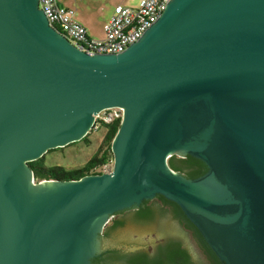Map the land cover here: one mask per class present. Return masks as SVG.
Returning <instances> with one entry per match:
<instances>
[{
	"label": "water",
	"instance_id": "95a60500",
	"mask_svg": "<svg viewBox=\"0 0 264 264\" xmlns=\"http://www.w3.org/2000/svg\"><path fill=\"white\" fill-rule=\"evenodd\" d=\"M113 108L124 114L111 173L36 180L31 162ZM174 156L208 171L188 179ZM157 196L222 264H264V0H172L123 53L97 55L54 29L39 0H0V264H92L126 236L167 230L205 261L171 215L116 217L125 224L104 242L114 215Z\"/></svg>",
	"mask_w": 264,
	"mask_h": 264
},
{
	"label": "trees",
	"instance_id": "16d2710c",
	"mask_svg": "<svg viewBox=\"0 0 264 264\" xmlns=\"http://www.w3.org/2000/svg\"><path fill=\"white\" fill-rule=\"evenodd\" d=\"M122 119H115L109 123L97 119L94 130L105 129V136L103 143L100 146L97 153H95L84 166L78 168H67L61 165L50 166L47 163L46 155L57 151H62L65 148H59L50 150L43 158L31 162L29 165L35 174V178L38 181H77L89 175L103 174L102 170L106 166H113L114 155L112 153V143L121 127ZM89 136V135H88ZM88 136L82 141L87 142ZM80 141V142H82ZM77 143H73L67 147L74 146ZM170 167L178 173H181L188 179H196L203 176L208 170L203 162L187 156L186 158H178L176 156L169 160ZM165 204L174 205L173 208L167 210H161L158 207H152L148 202H145V207L140 209L135 215V220L139 222H159L162 220V216L171 215L174 219H177L187 230L193 232V237L197 244L201 245L204 254L205 261L196 260L189 254L187 249H182L181 245H177L174 241H169L164 246L157 248L156 253L151 255L144 250H139L132 253H124L117 249L116 246H109L105 252L100 256L92 260V264H221L213 252L204 243L201 234L192 227V224L186 219L181 209L174 203L163 200ZM153 202H151L152 204ZM125 221H113L112 228H107L104 232L105 238L111 236L112 231L118 227L124 226Z\"/></svg>",
	"mask_w": 264,
	"mask_h": 264
},
{
	"label": "built area",
	"instance_id": "2783aa9c",
	"mask_svg": "<svg viewBox=\"0 0 264 264\" xmlns=\"http://www.w3.org/2000/svg\"><path fill=\"white\" fill-rule=\"evenodd\" d=\"M50 25L63 34L80 50L89 55L120 54L139 41L145 32L161 17L172 0H142L136 8L117 6L104 26V37L89 36L87 28L76 19V12L61 7L59 0H39ZM124 110L113 108L102 112L97 118L106 123L123 119ZM113 166H106L102 172L111 173Z\"/></svg>",
	"mask_w": 264,
	"mask_h": 264
},
{
	"label": "rangeland",
	"instance_id": "374dc122",
	"mask_svg": "<svg viewBox=\"0 0 264 264\" xmlns=\"http://www.w3.org/2000/svg\"><path fill=\"white\" fill-rule=\"evenodd\" d=\"M142 0H59L61 7L75 10L76 19L86 26L96 39L104 37V26L111 19L117 6L136 8ZM105 129L94 130L89 134L87 142L66 147L62 151L48 153L47 163L50 166L61 165L67 168H78L99 150L103 143ZM156 234L138 233L126 236L121 240L125 246H148L155 241ZM157 236V235H156Z\"/></svg>",
	"mask_w": 264,
	"mask_h": 264
},
{
	"label": "flooded vegetation",
	"instance_id": "af4514ba",
	"mask_svg": "<svg viewBox=\"0 0 264 264\" xmlns=\"http://www.w3.org/2000/svg\"><path fill=\"white\" fill-rule=\"evenodd\" d=\"M165 198L162 197V196H157L155 199L151 200V201H147L149 203V205L151 204V202H158L160 204V206L158 208H160L161 210H169L170 208H173L174 205H171V204H165L163 202ZM167 200V199H165ZM168 201V200H167ZM171 202V201H170ZM173 203V202H172ZM175 204V203H174ZM145 202L143 203V205L138 208V209H130V210H126V211H123V212H120V213H117L116 215H114V217H112V219H110L108 225L111 223V221H115V220H120L122 221L123 219H115L116 217H121V216H125V215H135L138 211H140V209H142L143 207H145ZM178 206V205H177ZM179 207V206H178ZM180 208V207H179ZM182 211V210H181ZM183 212V211H182ZM184 214V213H183ZM185 215V214H184ZM172 217V216H171ZM186 217V216H185ZM173 218V217H172ZM174 219V218H173ZM187 219V218H186ZM188 220V219H187ZM175 222H177V224L179 226L182 227V229L186 230L187 232H189L192 236H193V232H190L191 230H187L185 229V227L182 225V223H180L179 220L177 219H174ZM189 221V220H188ZM190 222V221H189ZM191 223V222H190ZM192 224V223H191ZM106 227L109 228L110 226ZM112 225H113V222H112ZM112 225H111V228H112ZM123 227V226H121ZM121 227H118V228H121ZM192 227L194 228L193 230H197L198 229L192 224ZM117 228V229H118ZM105 229V230H106ZM116 230V229H115ZM199 232V231H198ZM200 233V232H199ZM157 235V236H156ZM155 235L156 239L153 243L151 244H148V246H118L117 249L121 252H124V253H132V252H137L139 250H144L145 252L147 253H150L151 255H154L156 253V250L158 247L160 246H164V244H167L169 241H174L175 243H177V245H181L182 249H187L184 245V242H183V239L181 238V235L179 234H176L175 231H161V232H158L157 234ZM112 236V234H111ZM111 236L109 237V239L111 238ZM202 236V235H201ZM103 239H104V242H107L109 239L108 238H105V236L103 235ZM203 239V237H202ZM204 243L206 244L205 240L203 239ZM197 244V242H196ZM199 246V248L203 251L201 245L197 244ZM206 246L208 247V245L206 244ZM209 248V247H208ZM108 249V248H106ZM133 249V250H132ZM210 249V248H209ZM211 250V249H210ZM106 251V250H105ZM104 251V252H105ZM187 251L189 252L190 255L191 254V251L189 249H187ZM214 254V253H213ZM215 255V254H214ZM216 256V255H215ZM193 257V256H192ZM217 258V256H216ZM218 259V258H217ZM219 260V259H218ZM220 262V261H219ZM222 264V262H220Z\"/></svg>",
	"mask_w": 264,
	"mask_h": 264
},
{
	"label": "crops",
	"instance_id": "0c3cea01",
	"mask_svg": "<svg viewBox=\"0 0 264 264\" xmlns=\"http://www.w3.org/2000/svg\"><path fill=\"white\" fill-rule=\"evenodd\" d=\"M80 22V21H79ZM81 23V22H80ZM82 24V23H81ZM82 25H84V24H82ZM85 26V25H84ZM86 27V26H85ZM88 30V29H87ZM88 34H89V36L90 37H92V38H95V37H93L90 33H89V31H88ZM96 39V38H95Z\"/></svg>",
	"mask_w": 264,
	"mask_h": 264
}]
</instances>
